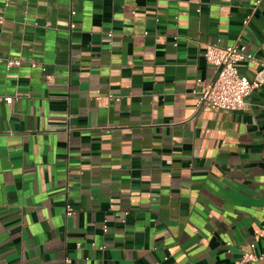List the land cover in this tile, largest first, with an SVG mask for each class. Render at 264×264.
<instances>
[{
	"label": "crops",
	"instance_id": "0c3cea01",
	"mask_svg": "<svg viewBox=\"0 0 264 264\" xmlns=\"http://www.w3.org/2000/svg\"><path fill=\"white\" fill-rule=\"evenodd\" d=\"M0 6V264H263L264 82L239 110L193 88L208 42L255 77L264 0Z\"/></svg>",
	"mask_w": 264,
	"mask_h": 264
},
{
	"label": "built area",
	"instance_id": "2783aa9c",
	"mask_svg": "<svg viewBox=\"0 0 264 264\" xmlns=\"http://www.w3.org/2000/svg\"><path fill=\"white\" fill-rule=\"evenodd\" d=\"M248 20L249 16L244 23ZM2 21L3 17L0 14V23ZM70 26H73V23H70ZM204 57L208 63L216 67V73L208 81L200 77L196 78L193 93L196 96L195 106L197 108L239 110L245 105L246 98L251 91L264 82V63H261L262 68L252 80L239 73L238 62L245 59L256 61L254 54L248 51L246 43L241 38L224 46L218 42L206 43ZM0 62H4L7 68L21 64L20 58L4 57L1 53ZM108 96L113 97L111 93H108ZM72 212L73 207L67 204L66 214L69 215ZM225 244L231 245L232 241H226ZM250 246L252 249L242 253L241 261H261L264 264V251L257 252L254 242L250 243Z\"/></svg>",
	"mask_w": 264,
	"mask_h": 264
}]
</instances>
